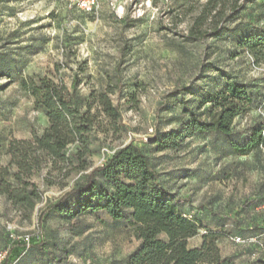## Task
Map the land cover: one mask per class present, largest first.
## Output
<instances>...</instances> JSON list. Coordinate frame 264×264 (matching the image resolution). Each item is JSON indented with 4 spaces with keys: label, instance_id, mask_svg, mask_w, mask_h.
<instances>
[{
    "label": "rangeland",
    "instance_id": "1",
    "mask_svg": "<svg viewBox=\"0 0 264 264\" xmlns=\"http://www.w3.org/2000/svg\"><path fill=\"white\" fill-rule=\"evenodd\" d=\"M83 1L0 0V52H9L12 72V79L0 75V166H9L12 140L29 139L49 124L22 88L21 76L47 75L71 89L77 75L78 95L109 91L122 111L117 129L100 114L109 131L94 130L92 165L133 142L149 155L165 186L187 198L183 212L205 226L189 239L191 247L201 244L206 230H216L222 232L221 253L234 264L264 258V147L241 155L226 136L212 132H198L176 149L157 150L152 141L163 96L183 86L190 88L185 98L196 106L204 91L218 89L228 79L247 82L254 103L235 118L234 130L264 121V60L257 63L239 45L245 34L260 33L264 0H239L242 9L226 23L214 17L217 10L207 15L213 7L208 0H98L90 12L80 6ZM225 1L223 7L230 12L231 0ZM203 11L207 16L200 18ZM223 24V31L205 41L178 34ZM203 63L209 65L206 70ZM4 71L0 68V74ZM159 118L166 131L180 128L186 116L178 104L161 111ZM76 149L72 145L67 152ZM89 170L73 169L64 177L44 169L34 176L42 196L33 210L18 209L0 194V251L15 238L31 235L38 241L41 234L60 262L30 248L14 264H124L140 240L129 222L114 220L105 211L81 216L74 229L53 213L40 232L39 208L54 202ZM253 194L258 203L243 209L242 202Z\"/></svg>",
    "mask_w": 264,
    "mask_h": 264
},
{
    "label": "trees",
    "instance_id": "2",
    "mask_svg": "<svg viewBox=\"0 0 264 264\" xmlns=\"http://www.w3.org/2000/svg\"><path fill=\"white\" fill-rule=\"evenodd\" d=\"M225 3V0H208L207 5L213 4V7L207 15L217 10L214 17H220L221 22L226 23L235 11L243 7L239 0H231V10L227 12L223 7ZM207 15L203 11L200 18ZM257 27L260 33L245 34L239 45L250 51L255 61L260 63L264 60V24ZM225 28L223 24L211 30L193 28L188 34H178L188 40L205 41ZM9 55L8 51L0 52V68L7 69L0 75L12 79ZM208 67L206 63L202 64V69ZM20 82L22 88L33 96L35 107L45 112L49 124L43 132H35L29 139L10 142L9 166L14 165L16 169L11 171L9 166H0V194L18 209L33 210L42 196L34 176L44 169L48 175L57 171L65 177L73 169L81 172L90 168L81 180L54 202L39 208L40 232L53 213L74 229L78 227L81 216L105 211L114 220L129 222L140 240L124 264H234L232 257L221 253L218 239L222 232L206 230L199 246L189 245V239L198 235L205 226L201 220L183 212L187 198L165 186L162 173L140 146L129 142L116 149L103 163L92 165L89 157L95 153L93 132L97 129L109 131L99 120L100 114L106 115L113 129L122 125L121 106L114 102L109 91H91L81 97L77 94L80 84L77 75L71 89L47 75H23ZM189 89L184 86L175 88L163 96L157 108L152 139L157 150L179 148L198 132L226 136L232 150L241 155L264 147V121L234 130L235 118L246 113L254 103L255 96L247 82L228 79L220 88L204 91L196 106L185 98ZM117 91L120 92L121 88ZM178 104L186 119L177 130H161L159 113ZM72 145L77 149L68 153ZM44 179L50 182L48 176ZM258 201L257 195L253 194L242 202V208L248 209ZM38 237V241L31 235L13 239L2 264H14L30 248L60 262L53 252L47 250L41 234ZM250 264H264V258Z\"/></svg>",
    "mask_w": 264,
    "mask_h": 264
},
{
    "label": "built area",
    "instance_id": "3",
    "mask_svg": "<svg viewBox=\"0 0 264 264\" xmlns=\"http://www.w3.org/2000/svg\"><path fill=\"white\" fill-rule=\"evenodd\" d=\"M98 0H84L81 3V7L83 10L90 12L93 11V9L98 5ZM262 208L264 209V204H262ZM236 240H241V237H236ZM7 254V250H1L0 251V264H2L3 260L5 259V256Z\"/></svg>",
    "mask_w": 264,
    "mask_h": 264
},
{
    "label": "crops",
    "instance_id": "4",
    "mask_svg": "<svg viewBox=\"0 0 264 264\" xmlns=\"http://www.w3.org/2000/svg\"><path fill=\"white\" fill-rule=\"evenodd\" d=\"M259 237V236H258Z\"/></svg>",
    "mask_w": 264,
    "mask_h": 264
}]
</instances>
